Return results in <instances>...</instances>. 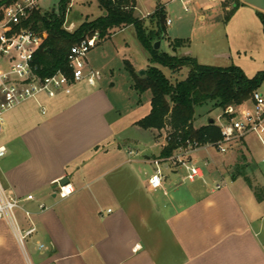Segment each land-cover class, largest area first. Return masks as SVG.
<instances>
[{"label": "crops", "instance_id": "0c3cea01", "mask_svg": "<svg viewBox=\"0 0 264 264\" xmlns=\"http://www.w3.org/2000/svg\"><path fill=\"white\" fill-rule=\"evenodd\" d=\"M113 110L108 92L87 83L4 116L0 176L33 214V263L264 264V200L255 193L264 191V142L251 140L261 137L249 135L226 154L212 146L190 153L191 164L207 167L195 182L185 181L184 168L165 164L163 186L153 190V162L165 146L148 155L120 143ZM63 180L72 191L67 198L59 195ZM3 255L0 264H27L16 241Z\"/></svg>", "mask_w": 264, "mask_h": 264}, {"label": "rangeland", "instance_id": "374dc122", "mask_svg": "<svg viewBox=\"0 0 264 264\" xmlns=\"http://www.w3.org/2000/svg\"><path fill=\"white\" fill-rule=\"evenodd\" d=\"M37 1L42 12L51 13L60 11L64 0ZM136 1L135 16L146 21L149 20L148 16L159 7H165L168 19L171 21V24L167 26V38L188 41L187 47L174 52L171 42L167 39L163 40L161 49L164 52L178 57L190 56L206 66L218 68L239 66L248 77L255 76L258 71H264L262 61L264 45L260 41L264 42V34L258 15L261 11L250 9L247 7L250 5L244 0H219L215 3L210 0ZM240 1L243 4L235 7L234 4ZM209 5L213 6L212 10L206 9ZM202 13L206 16L205 21L198 18ZM102 15L103 9L98 0H70L64 27L73 33L83 23L95 21ZM87 60L88 71L92 70L98 75L96 85L108 92L114 104L110 117L116 134L122 138L118 141L134 147L138 145L139 153L148 155L153 151L161 150L162 145L166 146L170 128L151 133L134 125L136 121L149 114L152 99L150 91L140 93L134 89L133 79L125 65V61H130L138 74L142 71L146 72L151 66L149 56L138 39L135 27L129 26L124 30H118L106 39L99 38L97 46L88 53ZM159 68L173 83L185 80L190 71L189 68H184L174 75L168 68ZM86 84V80L77 83V85ZM258 91L264 98V85ZM250 105L251 103L248 102L247 106ZM241 110L238 108L237 114ZM220 116H223V111L214 109L211 104L197 107L195 126L209 120H214L219 125ZM251 140L260 145L264 142V135L261 136V141L255 136H252ZM193 164L207 171L203 162H193ZM17 215L20 223H25L23 214L19 212ZM15 241L9 224L1 221L0 260L4 258L3 254L10 251ZM28 253L34 260L37 251L31 241L28 244Z\"/></svg>", "mask_w": 264, "mask_h": 264}, {"label": "trees", "instance_id": "16d2710c", "mask_svg": "<svg viewBox=\"0 0 264 264\" xmlns=\"http://www.w3.org/2000/svg\"><path fill=\"white\" fill-rule=\"evenodd\" d=\"M19 1L0 0V19L4 8ZM69 1H62L58 12L44 13L39 8L34 10L21 26L34 30L44 38L35 60L38 75L45 78L58 71L69 74L68 55L74 45L95 34L106 39L118 30L134 26L151 66L143 76L136 72L129 61H125L126 69L133 79L136 91H150L152 94L151 111L136 126L146 131L170 128L167 145L159 159L172 157L182 148H187L188 143L216 148L222 139L220 127L214 122L196 128L197 107L211 104L214 109L218 108L224 113L229 107L250 102L253 94L264 85V71L250 78L238 66H206L190 56L178 57L162 49L155 50V43L166 39L171 42L174 52L188 46V41L167 38L168 19L163 6L148 16L149 20L146 21L135 16L136 0H98L103 15L95 21L83 23L72 33L64 27ZM240 4L241 1L234 5L239 7ZM258 15L264 33V12ZM159 67L168 68L174 75L184 68H189L190 71L185 80L173 83ZM255 193L258 199L264 200L262 189H256Z\"/></svg>", "mask_w": 264, "mask_h": 264}, {"label": "built area", "instance_id": "2783aa9c", "mask_svg": "<svg viewBox=\"0 0 264 264\" xmlns=\"http://www.w3.org/2000/svg\"><path fill=\"white\" fill-rule=\"evenodd\" d=\"M212 3L219 0H210ZM225 1V0H221ZM37 0H20L3 9L0 19V131L4 126V116L30 100H38L41 96L55 98L66 88L87 81L90 86L96 85L98 75L88 71L87 55L97 46L99 36L95 34L74 45L68 55L69 74L58 71L50 77L38 75L35 65L36 54L44 43V38L32 29L22 26L34 10L38 9ZM171 21H167L170 25ZM251 105L229 107L218 119L221 130V141L216 150L226 154L232 145L242 141L249 135L261 137L264 134V98L259 91L253 94ZM242 109L237 114V109ZM45 112V110H44ZM211 146V145H208ZM213 147V146H212ZM201 148L197 143H188L187 148L179 150L181 155H173L167 159L153 162L155 170L148 184L153 190L162 188L164 183V165L182 167L187 171L185 181L195 182L204 178L202 167L191 164L187 156ZM6 148L0 147V158L6 155ZM72 194L69 186H60L59 195L67 198ZM28 196L27 201H32ZM44 207L41 206V209ZM24 216L25 223H20L18 213ZM6 221L13 231V236L24 252L28 264H34L28 253L29 241L36 235L37 227L33 214L23 206V200L14 196L3 184L0 176V222ZM39 251L45 250L42 242H37Z\"/></svg>", "mask_w": 264, "mask_h": 264}, {"label": "water", "instance_id": "95a60500", "mask_svg": "<svg viewBox=\"0 0 264 264\" xmlns=\"http://www.w3.org/2000/svg\"><path fill=\"white\" fill-rule=\"evenodd\" d=\"M244 2L258 10H260L261 12H264V0H244ZM162 46V42L158 41L155 43L154 45V49L155 50H160ZM145 74L144 71H142L140 73L141 76H143ZM211 124L214 123V120L210 121ZM61 186H66L68 184V180H63L61 183Z\"/></svg>", "mask_w": 264, "mask_h": 264}]
</instances>
